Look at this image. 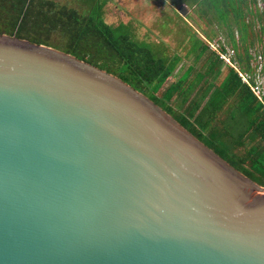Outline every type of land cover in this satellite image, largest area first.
I'll return each instance as SVG.
<instances>
[{"label": "water", "instance_id": "1", "mask_svg": "<svg viewBox=\"0 0 264 264\" xmlns=\"http://www.w3.org/2000/svg\"><path fill=\"white\" fill-rule=\"evenodd\" d=\"M0 264H264V186L119 76L0 34Z\"/></svg>", "mask_w": 264, "mask_h": 264}, {"label": "trees", "instance_id": "2", "mask_svg": "<svg viewBox=\"0 0 264 264\" xmlns=\"http://www.w3.org/2000/svg\"><path fill=\"white\" fill-rule=\"evenodd\" d=\"M110 1L0 0V34L53 46L119 76L264 186V104L211 46L219 38L213 25L227 28L232 60L250 70L257 28L264 34V0H192L188 15L212 26L196 30L187 61L137 39V28L118 15L110 22Z\"/></svg>", "mask_w": 264, "mask_h": 264}, {"label": "rangeland", "instance_id": "3", "mask_svg": "<svg viewBox=\"0 0 264 264\" xmlns=\"http://www.w3.org/2000/svg\"><path fill=\"white\" fill-rule=\"evenodd\" d=\"M141 1L143 4H147L148 7L143 6L137 13L138 16L135 14L134 7L130 9V4H128L125 8V10L128 11V18L126 17V19H124L120 16V19H123L125 23L133 25L137 28V31H135L137 39L149 43L156 51H162L163 53L165 52L170 54L172 57H180L181 61H187L186 57L194 53V49L197 45V39L195 36L197 35L196 30L200 32L202 31L201 27H211L212 25L209 24V20H201L199 17L198 19H195V17L192 16L195 19L194 20L190 15H188V13L192 11V0H159L158 8H155L154 11H158L160 15L158 21H154L151 17L153 8L149 6L148 1L146 3H144V0ZM112 6L115 7L114 4H112ZM143 11H145V15H149L154 21L153 25H150V22L141 16ZM116 13L114 8L109 6L108 20L110 22L118 23V18L114 16ZM120 14L122 13L120 12ZM182 15L187 16L188 18L184 21L182 19ZM212 28L218 33L217 35L222 36L227 41V28L220 29L215 24ZM256 33L258 36L264 35H261L259 28H257ZM185 36H189L188 39ZM258 36L254 37L256 45L255 48L261 49L262 44H264V39L261 42H258ZM215 38L216 37L213 39ZM180 62H178V66L176 68L178 71H180ZM188 62L189 64L191 63L189 60ZM173 80H175V78L171 77L170 81Z\"/></svg>", "mask_w": 264, "mask_h": 264}, {"label": "built area", "instance_id": "4", "mask_svg": "<svg viewBox=\"0 0 264 264\" xmlns=\"http://www.w3.org/2000/svg\"><path fill=\"white\" fill-rule=\"evenodd\" d=\"M211 46L220 54V56L231 64L238 71L241 80L246 83L258 99L264 104V50L251 48V69L244 70L238 65V61L232 60L235 54L234 48L228 45V42L222 37L214 39ZM222 47H224L222 49Z\"/></svg>", "mask_w": 264, "mask_h": 264}, {"label": "crops", "instance_id": "5", "mask_svg": "<svg viewBox=\"0 0 264 264\" xmlns=\"http://www.w3.org/2000/svg\"><path fill=\"white\" fill-rule=\"evenodd\" d=\"M149 2V6L152 7V11L153 13L151 14V17L153 18L154 21H158L159 18V13L158 11H154L155 8H158L159 5V0L158 1H154V0H144V3ZM180 2V1H179ZM178 2V3H179ZM112 4L115 5L112 6ZM130 4V9L134 7L135 9V14L137 15V13L139 12V10L143 7V6H147V4H143L141 0H111L110 1V6L112 8H114V11L116 13V15H118L119 17L121 16L122 18L126 19V17L128 18V11L125 10V8L127 7V5ZM154 6V7H153ZM148 7V6H147ZM146 11V10H145ZM145 11H143V13L141 14V16L145 19H147L150 22V25H153V20L150 18V16L145 15ZM120 12L122 14H120ZM115 15V14H114ZM138 16V15H137ZM187 16L182 15V19L185 21V19H187ZM157 19V20H156ZM187 21V20H186ZM191 21V20H189ZM187 39L189 36H185ZM258 42H261L258 40Z\"/></svg>", "mask_w": 264, "mask_h": 264}, {"label": "clouds", "instance_id": "6", "mask_svg": "<svg viewBox=\"0 0 264 264\" xmlns=\"http://www.w3.org/2000/svg\"><path fill=\"white\" fill-rule=\"evenodd\" d=\"M234 67V66H233ZM235 68V67H234ZM236 69V68H235ZM238 72V71H237Z\"/></svg>", "mask_w": 264, "mask_h": 264}]
</instances>
